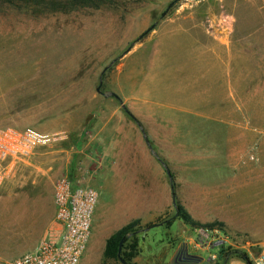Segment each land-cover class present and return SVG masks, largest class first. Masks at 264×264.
I'll list each match as a JSON object with an SVG mask.
<instances>
[{
  "label": "rangeland",
  "instance_id": "obj_1",
  "mask_svg": "<svg viewBox=\"0 0 264 264\" xmlns=\"http://www.w3.org/2000/svg\"><path fill=\"white\" fill-rule=\"evenodd\" d=\"M7 125L42 141L0 190V264L46 234L64 174L99 193L80 264H264V0H0Z\"/></svg>",
  "mask_w": 264,
  "mask_h": 264
},
{
  "label": "built area",
  "instance_id": "obj_2",
  "mask_svg": "<svg viewBox=\"0 0 264 264\" xmlns=\"http://www.w3.org/2000/svg\"><path fill=\"white\" fill-rule=\"evenodd\" d=\"M41 141L31 129L0 127V190ZM98 199L94 186L61 175L53 186L54 218L46 234L30 252L2 264H80L92 237Z\"/></svg>",
  "mask_w": 264,
  "mask_h": 264
},
{
  "label": "crops",
  "instance_id": "obj_3",
  "mask_svg": "<svg viewBox=\"0 0 264 264\" xmlns=\"http://www.w3.org/2000/svg\"><path fill=\"white\" fill-rule=\"evenodd\" d=\"M177 47L182 48L179 46H177ZM173 48H174V46L171 48V53H172ZM176 50H177V48H176ZM185 51H190V49L188 47H186ZM171 53H170V55H171ZM168 59H169V57H168ZM167 62H169V61H167ZM185 62L187 63V65L179 66V67L172 66L175 68V71H174V73H170L172 71H168L172 77H170L167 81L168 87H174L176 89V91H178V89H181V92L183 93V96H184V98L182 99L183 104L186 102L185 98L190 97L192 95V89L194 88V86L199 85V83H198L199 79L197 78L198 77L197 74L194 73V67L190 66V65H192L191 63L194 62V58H192V56L190 55L185 60ZM186 63H184V64H186ZM190 67H192V70H190L191 69ZM170 68L171 67L168 66L167 69L169 70ZM200 85H203V83H201ZM182 109H184V108H182ZM261 212L262 213L259 216H257L256 222H264V202H262Z\"/></svg>",
  "mask_w": 264,
  "mask_h": 264
},
{
  "label": "trees",
  "instance_id": "obj_4",
  "mask_svg": "<svg viewBox=\"0 0 264 264\" xmlns=\"http://www.w3.org/2000/svg\"><path fill=\"white\" fill-rule=\"evenodd\" d=\"M182 218H184L187 223H191L188 217L185 218V216H183ZM130 230H131V225H127L107 240L106 250H105V255L107 257H117L119 241L121 238L126 239L127 234L129 233Z\"/></svg>",
  "mask_w": 264,
  "mask_h": 264
},
{
  "label": "flooded vegetation",
  "instance_id": "obj_5",
  "mask_svg": "<svg viewBox=\"0 0 264 264\" xmlns=\"http://www.w3.org/2000/svg\"><path fill=\"white\" fill-rule=\"evenodd\" d=\"M189 253L186 249H182L176 255L175 262H181V264H193L197 259L189 257Z\"/></svg>",
  "mask_w": 264,
  "mask_h": 264
},
{
  "label": "water",
  "instance_id": "obj_6",
  "mask_svg": "<svg viewBox=\"0 0 264 264\" xmlns=\"http://www.w3.org/2000/svg\"><path fill=\"white\" fill-rule=\"evenodd\" d=\"M116 97H117V96H116ZM117 98H118V97H117ZM147 142H148V141H147ZM165 168H166V167H165ZM166 170H167V174H168L169 178L171 179V178H172V175H171L170 171H169L167 168H166ZM173 202H175V194H174V193H173ZM122 243H123V241L120 242L119 252H120V250H121ZM189 257H192V258L198 259V257H196V256H192V255H189Z\"/></svg>",
  "mask_w": 264,
  "mask_h": 264
}]
</instances>
